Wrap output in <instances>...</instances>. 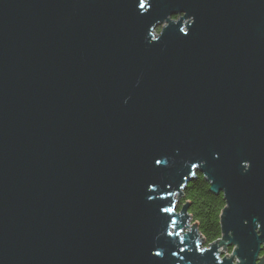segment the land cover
<instances>
[{
    "label": "water",
    "instance_id": "obj_1",
    "mask_svg": "<svg viewBox=\"0 0 264 264\" xmlns=\"http://www.w3.org/2000/svg\"><path fill=\"white\" fill-rule=\"evenodd\" d=\"M195 172L225 201L205 247ZM262 251L264 0H0V264Z\"/></svg>",
    "mask_w": 264,
    "mask_h": 264
},
{
    "label": "trees",
    "instance_id": "obj_2",
    "mask_svg": "<svg viewBox=\"0 0 264 264\" xmlns=\"http://www.w3.org/2000/svg\"><path fill=\"white\" fill-rule=\"evenodd\" d=\"M177 207L188 205V213L197 224L198 232L207 245L220 237V215L225 206L222 193L209 190L208 182L199 172L188 181L182 189ZM264 256V251L261 252Z\"/></svg>",
    "mask_w": 264,
    "mask_h": 264
},
{
    "label": "built area",
    "instance_id": "obj_3",
    "mask_svg": "<svg viewBox=\"0 0 264 264\" xmlns=\"http://www.w3.org/2000/svg\"><path fill=\"white\" fill-rule=\"evenodd\" d=\"M189 215H190V214H189ZM189 221H191V223L193 222L191 216H190V220H189ZM219 238H220V237H219ZM217 239H218V238H217ZM203 240H204V238H203ZM207 245H208V244H207ZM232 248H233V246H227V247H226V251H227V252H230ZM223 253H224V251H222V254H220L219 257H221V256L223 255Z\"/></svg>",
    "mask_w": 264,
    "mask_h": 264
},
{
    "label": "rangeland",
    "instance_id": "obj_4",
    "mask_svg": "<svg viewBox=\"0 0 264 264\" xmlns=\"http://www.w3.org/2000/svg\"><path fill=\"white\" fill-rule=\"evenodd\" d=\"M158 30H159V28H158ZM176 203H178V201H179V198L177 197V195H176ZM190 220V219H189ZM189 223H191V221H189ZM200 246H202V247H205L206 246V244L204 243V241L202 240L201 242H200ZM227 252V251H226Z\"/></svg>",
    "mask_w": 264,
    "mask_h": 264
},
{
    "label": "snow or ice",
    "instance_id": "obj_5",
    "mask_svg": "<svg viewBox=\"0 0 264 264\" xmlns=\"http://www.w3.org/2000/svg\"><path fill=\"white\" fill-rule=\"evenodd\" d=\"M140 7H144V0H140ZM157 163H159V161H157ZM159 253H157L158 255Z\"/></svg>",
    "mask_w": 264,
    "mask_h": 264
}]
</instances>
